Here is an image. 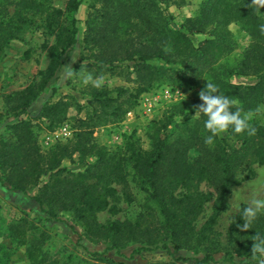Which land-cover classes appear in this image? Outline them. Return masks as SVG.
I'll return each mask as SVG.
<instances>
[{
  "label": "trees",
  "instance_id": "obj_1",
  "mask_svg": "<svg viewBox=\"0 0 264 264\" xmlns=\"http://www.w3.org/2000/svg\"><path fill=\"white\" fill-rule=\"evenodd\" d=\"M91 1L99 2V7L92 4L86 17L82 43L92 65L85 68L111 71L117 64L130 63L137 82L133 98L146 92L154 83H172L189 90L204 79L217 84L221 94L235 99V108L241 109L242 114L253 111L262 102L264 35L259 29L264 24V6L249 7L252 0H203L194 22L196 29L193 25L174 29L159 9L160 3L166 0ZM17 3L22 8L35 10L42 6L32 0ZM78 5V0H65L63 10L50 7L44 11L43 28L53 38L51 45H41L47 55V64L37 73L35 83L7 97L11 122L6 125L7 138H0V188L7 193L29 196L44 216L45 223L63 222L59 216L69 215L79 224L84 239L103 244L101 251L88 253L90 257L101 258L112 252L113 256L122 259L120 264H124L144 253L162 251L172 263H215L213 252L216 253V247H205L199 257L175 256L169 244L185 249L190 243L209 241L212 226L237 184L238 170L246 165L264 166V127L250 122L256 129L254 136L247 132L235 134L230 127L226 133L233 141L232 146H227L218 137L212 145H206L204 139L210 135L204 128L206 118L192 119L194 106L201 103L198 97L180 101L173 107L174 115L181 121L171 130L166 125L157 126L150 134L148 150H142L133 140L125 141L113 152L90 145L88 148L95 159L92 164L78 172L62 167L64 159L73 153L81 154L93 125L84 124L73 139L56 142L41 151L37 144L38 133L51 131L72 120L68 110L78 107L64 100L46 103L37 117H28L27 110L45 91L62 59L75 45L77 30L72 14ZM9 18L5 24L0 21V53L27 22L19 16L18 10ZM231 24L240 26L250 44L235 70L224 69L223 75H219L213 66L234 48L227 30ZM206 28L209 35L193 46L190 35L201 34ZM167 65H178L180 69L173 70ZM232 74L251 75L254 80L230 84L224 76ZM109 94L110 91L102 87L88 91L90 101L102 106H107L111 100ZM191 150L196 155L190 159L188 153ZM248 173L252 174L251 171ZM201 183L209 190L200 191ZM132 188L142 193L144 200L137 220L104 223L96 220V214L102 212L115 216L119 200L132 203ZM209 202L210 215L195 231L193 223ZM244 206L239 207L227 232L230 252L224 256L232 262L234 253L238 255L236 264H254L258 260L251 256V237L256 232L264 234V213L258 215L247 232H241L237 224L243 223ZM32 229L23 219L6 227L16 244L26 247L27 264H55V260L43 252L42 238H34L28 233ZM80 241L81 237L77 235L76 243ZM128 245L137 246L128 255H123L121 249Z\"/></svg>",
  "mask_w": 264,
  "mask_h": 264
},
{
  "label": "rangeland",
  "instance_id": "obj_2",
  "mask_svg": "<svg viewBox=\"0 0 264 264\" xmlns=\"http://www.w3.org/2000/svg\"><path fill=\"white\" fill-rule=\"evenodd\" d=\"M17 1L20 0H0V21L2 23L8 22L10 15L17 10L19 16L27 21L15 38L9 40L0 53V138L5 139L8 136L6 125L11 122L8 112L10 103L7 97L35 83L38 80L37 73L42 71L47 64V55L41 49V45H51L53 38L46 34L43 28L44 11L50 7L63 10L65 3V0H32L34 3H41L42 5L35 10L22 8ZM78 1L77 10L72 14L77 30L75 45L62 59L60 68L56 71L54 78L50 81L45 91L27 110L28 117H37L40 109L46 103L69 100L78 107V109L72 107L68 110V116L73 118L63 123L71 131L70 138L73 139L74 134L83 129L82 125H93L89 140L85 143L81 154L73 153L70 158L64 159L61 163L62 167L72 172L82 171L94 162L95 159L92 152L90 153V148H88L90 145L101 146L109 152H113L116 147L122 146L125 141L133 140L138 144L139 148L148 150L151 132L157 126L162 125H166L171 130L174 124L181 121L179 116L174 115L173 107L180 101L198 98V93L206 82V80L202 79L196 87L189 90L178 88L172 83H154L146 92H141L133 98L137 82L134 74L131 73L130 63L117 64L111 71L96 70L95 68L86 69V65H92V60L87 58L82 43L86 17L90 11L89 7L93 4L95 8H98L99 2H92L91 0ZM202 1L166 0L160 3L159 9L162 16L168 20L174 29H186L192 27V25L195 28L194 22ZM227 30L234 43V48L229 55L213 66L215 72L217 74L220 73L219 75H223L224 69L235 70L243 51L250 44V39L238 24L229 25ZM208 35L207 28L201 34L193 33L190 35L192 45L196 46L198 42L204 40ZM71 59L75 60V63H72V67L77 71V74L68 79L64 75L63 68L64 65L72 62ZM156 64L161 65L162 62H156ZM82 65L85 71L91 73L93 77L103 75L104 81L101 87L109 90L111 97L107 106L90 101L89 89L101 87H95L91 83H83V79L79 75ZM167 66L173 70L180 69L178 65ZM224 78L230 84H246L254 80L251 75L241 74L225 75ZM165 91L168 92V95H165ZM252 112L253 118L250 122L264 127V97L262 102ZM40 125L44 127L43 122ZM56 129L55 127L51 131L43 130L38 133L37 144L41 151H45L56 142H60L56 141L54 137ZM217 137L223 140L227 146H232L233 141L226 132ZM195 155L194 150L188 153L190 159ZM248 171H251L252 174L248 173ZM236 178L237 184L230 191L224 211L212 226L213 230L209 235V241H205L204 244L190 243V246L185 249L182 246L178 247L170 243V250L175 256L199 257L205 247H216V253L213 252L216 262L213 264L237 263L238 255L232 253V262L227 260L228 256H224L230 252L227 232L238 213L239 207L245 205L242 200L238 201V207L229 204L232 199V191L243 187V192L245 193L252 189L264 192V166H243L238 170ZM198 189L202 192L209 190L204 183H201ZM34 192L31 194H34ZM132 193L134 194L132 203L126 204L121 200L117 201L119 210L115 216H109L106 212H102L96 214V220L99 223H104L108 220L119 222L137 220L142 211L143 194L135 188H132ZM210 209L211 202L204 205L202 212L193 223L195 231H198L208 218ZM59 218L63 222L45 223L44 216L38 212L29 196L7 193L0 188V264H27L25 259L26 247L17 245L16 240L12 239L6 231L9 223H16L21 219L33 227L31 232H28L32 237L40 236L42 238V250L55 260V264H120V261L122 262V259L113 256L112 252L101 258L90 257L88 253L101 251L103 244L84 239L79 224L72 220L69 215H60ZM74 233L81 237L79 244L76 243L77 235ZM136 246L128 245L121 249V253L128 255ZM123 263L194 264L192 261L172 263L170 258L162 251L144 253L133 260L124 261ZM254 264H258V262Z\"/></svg>",
  "mask_w": 264,
  "mask_h": 264
},
{
  "label": "clouds",
  "instance_id": "obj_3",
  "mask_svg": "<svg viewBox=\"0 0 264 264\" xmlns=\"http://www.w3.org/2000/svg\"><path fill=\"white\" fill-rule=\"evenodd\" d=\"M256 5L264 6V0H252L249 7L255 8ZM259 30L261 35H264V24L260 25ZM71 61V63L64 65L63 68L64 75L68 79L77 74V71L72 67V63H75V60L71 59ZM79 75L82 77L84 84L91 83L95 87H101L104 81L103 75L93 77L91 73L85 71L83 65L79 70ZM206 81L207 83L198 93L201 103L194 106L195 115L192 116V119L195 120H199L201 116L206 118L204 120V128L210 135L205 137L204 143L212 145L214 139L227 132L230 127L235 134L247 132L249 136H254L256 129L250 124L253 112L250 110L242 114L241 109L235 108L237 103L235 99L221 94L218 85L211 80ZM234 108L235 110L233 111ZM240 200L245 203V206L241 213L243 223L237 224V228L241 232H247L258 215L264 213V192L252 189L245 193L243 192V187L234 189L229 204L238 207V201ZM251 241V256L258 260V264H264V234L256 232L252 235Z\"/></svg>",
  "mask_w": 264,
  "mask_h": 264
},
{
  "label": "built area",
  "instance_id": "obj_4",
  "mask_svg": "<svg viewBox=\"0 0 264 264\" xmlns=\"http://www.w3.org/2000/svg\"><path fill=\"white\" fill-rule=\"evenodd\" d=\"M165 95H168L167 91H165ZM70 136H71V131L65 124H62L59 127H57L56 132L54 134L56 141H64L70 138Z\"/></svg>",
  "mask_w": 264,
  "mask_h": 264
}]
</instances>
